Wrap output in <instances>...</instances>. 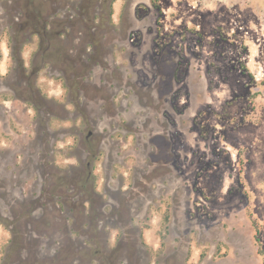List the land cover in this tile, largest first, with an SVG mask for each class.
I'll return each mask as SVG.
<instances>
[{
  "label": "flooded vegetation",
  "instance_id": "flooded-vegetation-1",
  "mask_svg": "<svg viewBox=\"0 0 264 264\" xmlns=\"http://www.w3.org/2000/svg\"><path fill=\"white\" fill-rule=\"evenodd\" d=\"M138 1L129 4L124 33L111 23L115 0L7 1L13 71L21 77L20 89H5L21 93L42 122L35 182L25 188L27 172L19 174L21 183L14 171L8 177L6 211L21 241L13 248L20 255L6 264H149L135 222L151 206L182 201L185 181L175 158L187 143L186 115L173 110L177 87L168 60L148 66L127 53L141 26ZM24 40L42 51L30 76L21 57ZM53 41L58 45L47 54ZM49 60L58 63L63 90L54 104L33 81ZM127 158L133 166H125Z\"/></svg>",
  "mask_w": 264,
  "mask_h": 264
},
{
  "label": "rangeland",
  "instance_id": "rangeland-1",
  "mask_svg": "<svg viewBox=\"0 0 264 264\" xmlns=\"http://www.w3.org/2000/svg\"><path fill=\"white\" fill-rule=\"evenodd\" d=\"M7 1L0 0V264L20 255L13 248L21 238L11 232L15 223L6 211L8 177L14 171L21 183L19 174L27 172L28 188L35 182L32 168L41 161L42 120L21 93L5 89L9 84L20 89L21 77L13 71ZM131 2L115 0L111 23L123 33ZM135 12L141 26L127 53L148 66L168 60L177 87L173 110L186 115L187 143L175 158L185 181L182 201L151 206L135 222L147 262L264 264V0H139ZM59 41L66 46L64 38ZM57 45L53 41L47 54ZM41 56L37 45L24 40L27 76ZM57 64L47 61L33 78L49 104L63 92ZM56 127L51 120L50 128ZM124 164L133 166L132 158Z\"/></svg>",
  "mask_w": 264,
  "mask_h": 264
}]
</instances>
